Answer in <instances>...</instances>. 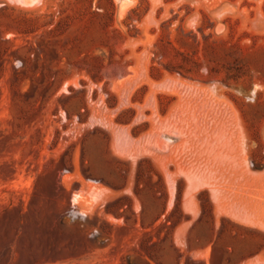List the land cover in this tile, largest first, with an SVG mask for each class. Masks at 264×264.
I'll return each instance as SVG.
<instances>
[{
  "label": "rangeland",
  "instance_id": "374dc122",
  "mask_svg": "<svg viewBox=\"0 0 264 264\" xmlns=\"http://www.w3.org/2000/svg\"><path fill=\"white\" fill-rule=\"evenodd\" d=\"M0 264H264V0H0Z\"/></svg>",
  "mask_w": 264,
  "mask_h": 264
},
{
  "label": "bare ground",
  "instance_id": "6f19581e",
  "mask_svg": "<svg viewBox=\"0 0 264 264\" xmlns=\"http://www.w3.org/2000/svg\"><path fill=\"white\" fill-rule=\"evenodd\" d=\"M123 4H124V3H123ZM125 4H126V3H125ZM125 4H124V5H125Z\"/></svg>",
  "mask_w": 264,
  "mask_h": 264
}]
</instances>
